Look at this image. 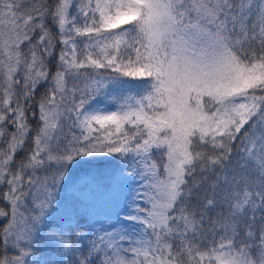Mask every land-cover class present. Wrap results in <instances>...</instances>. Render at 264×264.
<instances>
[{"label":"snow or ice","instance_id":"6c2138e0","mask_svg":"<svg viewBox=\"0 0 264 264\" xmlns=\"http://www.w3.org/2000/svg\"><path fill=\"white\" fill-rule=\"evenodd\" d=\"M0 264H264V0H0Z\"/></svg>","mask_w":264,"mask_h":264}]
</instances>
